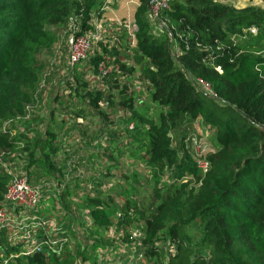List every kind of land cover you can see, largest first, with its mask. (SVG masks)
Returning <instances> with one entry per match:
<instances>
[{"label": "trees", "instance_id": "1", "mask_svg": "<svg viewBox=\"0 0 264 264\" xmlns=\"http://www.w3.org/2000/svg\"><path fill=\"white\" fill-rule=\"evenodd\" d=\"M104 1L0 0V201L11 181L8 164L21 153L28 156L29 166L35 161L29 133L12 126L17 117L25 115L33 100L31 91L42 81L36 57L40 49L51 48L57 41L51 25L74 17L81 33L91 31L93 20L104 13ZM167 2L168 7L159 12L158 18L166 25L158 35L151 21L154 1L139 0L134 18L135 46L130 44L127 29L117 35L114 44L97 41L84 61L101 75L100 85L90 88L84 75L78 74L74 90L104 118L102 102L130 115L126 120L129 154L144 161L156 176L170 169L168 185L161 182L167 195H161V185L156 189L161 203L149 216L135 201L127 200L121 215L112 218L115 196L110 200L102 196L97 190L103 183L100 178H84L89 182L85 190L69 188L65 164L59 166L49 156L58 152V146L51 141L54 134L47 132L50 152L45 165L53 175L42 184L47 192L40 208H50L51 203L69 211L73 208L70 199L82 198L90 210L91 226L102 234L100 242L107 246H126V229L143 227L140 249L122 264H138L140 253L141 260L150 258L152 264H264V11L238 10L218 0ZM123 50L139 53L147 64L143 76L150 99L163 109L158 121L135 108L141 96L136 64L125 61ZM102 62L112 71L110 81L105 77L109 72L100 73ZM186 117L202 119L215 129V154L196 155L191 138L183 142L182 148L187 147L181 157L171 147V131ZM111 138L116 139L115 133ZM202 161L208 162L206 171L200 167ZM25 173L29 181L39 184L30 178L31 173ZM71 181L79 183L80 176ZM88 187L96 193L91 194ZM170 217L173 222L167 225ZM194 221L202 233L196 244L188 233ZM112 227L115 234H122L119 240L114 235L105 236ZM19 250L9 242L7 232H0V259L2 254L6 257ZM11 264H75V258L68 244L61 256L37 252L22 255Z\"/></svg>", "mask_w": 264, "mask_h": 264}, {"label": "rangeland", "instance_id": "2", "mask_svg": "<svg viewBox=\"0 0 264 264\" xmlns=\"http://www.w3.org/2000/svg\"><path fill=\"white\" fill-rule=\"evenodd\" d=\"M218 2L232 5L238 10L264 11V0H218ZM151 21L156 33L161 35L162 26L154 17L151 18ZM72 24V20L69 18L63 24L51 25L57 35V41L51 48L40 49L37 53L35 67L41 74L42 81L31 91L33 100L27 104L25 115L17 117L15 125L12 126L18 131L27 130L29 133L35 161L29 166L28 156L21 153V155L23 154L21 158L16 157L11 162L13 171H28L31 173L30 178L34 181L39 180L40 185L48 180L46 178L53 175V172L47 171L45 165L46 155L50 152L48 146L50 138L47 132H51L54 134L51 141L58 146V152L50 153L49 156L57 165L65 164L63 165L65 166L64 172L71 190L76 191V186L85 190L89 183L85 180L89 178L93 180L92 177L97 176L98 179L100 178V182L103 181L101 187L97 186L99 188L97 190L102 192V196L106 200H110V196H115L110 208L112 218L117 219L121 215L122 206L127 200L135 201L149 216L161 203L156 189L161 185V195H167L168 190L162 186L161 182H166L168 185L170 169L161 173L160 176H156L152 168L144 161L129 154L131 144L126 137V120L130 118V115L126 111L116 106L108 107L102 102L101 109L106 113L104 118L90 106L89 101H85L74 93L78 74L84 75V79L90 83V88H97L102 77L99 73L89 69L86 61L74 65L71 63L69 38L72 33ZM78 28L80 29V25ZM104 36L102 35L103 38H105ZM111 38V44H114L116 38L113 36ZM97 41H93V50L97 46ZM124 42L125 39H123V44ZM175 49L173 51L177 50ZM122 57L129 64H136L135 76L138 80L135 84L140 86L137 92L141 94V99L139 98L135 102L136 110L140 114L158 121L163 109L150 99L148 83L143 76L144 69L147 67L145 60L140 59L139 53H132V51L126 54L123 50ZM111 72L109 71L105 76L109 79L108 81L112 80ZM123 81L124 79L121 83ZM72 84L74 87L71 86ZM132 124H129L130 128ZM114 133L115 140L111 138ZM190 138L194 142L192 149L196 155L209 157L218 150L215 129L205 124L202 119L192 121L186 117L178 127L171 131V147L178 151L179 157H181L184 147H187L185 145L182 148L183 142H188ZM6 170L8 169L6 168ZM105 174H108L107 177H104ZM76 176H80L79 183L71 181ZM84 178L86 179L83 180ZM62 184L64 185V183ZM89 187L91 194L96 193V189L90 190ZM81 193L83 192H80V195ZM70 200L73 204L72 207L79 208V212L83 213L84 220H87L88 212L86 210L88 207L83 204L84 200L78 196ZM172 222L171 217L166 220L167 225ZM89 232L91 239L101 241V233L93 229H90ZM114 232L115 228L112 227L105 231V236L114 235L116 240H119L122 234L116 232V235ZM188 233L193 236L194 244H196L202 235L200 225L195 221L190 223ZM143 235V227L132 225L131 229H126V246L119 245V243L114 244L112 255L117 257L120 253L126 256V260H131L136 255V251L140 249L138 243ZM129 244H131L130 247ZM75 251L77 252V250ZM79 256L83 257L82 253ZM119 259L121 260V258ZM137 262L138 264H152V259L141 260L139 258Z\"/></svg>", "mask_w": 264, "mask_h": 264}, {"label": "built area", "instance_id": "3", "mask_svg": "<svg viewBox=\"0 0 264 264\" xmlns=\"http://www.w3.org/2000/svg\"><path fill=\"white\" fill-rule=\"evenodd\" d=\"M119 0H105L102 10L112 9ZM151 10L155 19H158L161 26H165L166 22L160 20L159 12L162 7H168L167 0H153ZM103 16V15H102ZM96 17L93 20L94 29L86 33H81L79 25L75 22V18L71 17L72 28L69 38L70 46V61L77 64L84 61L90 56L93 50V41H106L107 37L103 38L107 28L104 26L102 17ZM115 28L119 31L122 28L128 30L131 36V46H135V31L137 27L134 23H125L122 20L115 22ZM253 32L256 30L253 29ZM99 70L101 74H106L111 69L107 67L105 62L100 63ZM204 83V81H202ZM207 88L209 85L204 84ZM200 167L206 171L208 162L202 161ZM11 174V181L8 186L5 198L0 201V232H7L9 242L18 247L20 250L17 253H11L8 256L2 254L0 264H11L16 258L22 255H31L37 252H42L46 255L61 256L64 246L68 245L70 238L64 232V228L59 221L53 216H45L39 214L40 201L44 191L42 184H36L29 181L27 174L23 172L13 171L12 163L6 167ZM66 231V230H65ZM140 253L138 258H142ZM102 264H122L120 260L104 259Z\"/></svg>", "mask_w": 264, "mask_h": 264}, {"label": "crops", "instance_id": "4", "mask_svg": "<svg viewBox=\"0 0 264 264\" xmlns=\"http://www.w3.org/2000/svg\"><path fill=\"white\" fill-rule=\"evenodd\" d=\"M139 4V0H119L112 9L106 10L103 13L102 21L107 28L104 37H107V42L111 43L112 36L116 38L118 34L123 33L125 30V28H122L117 31L115 22L118 20H122L127 24L133 22ZM53 195V193L49 192V196L52 199L54 198ZM48 205L50 208H47V205H43L39 213L55 217L62 225L64 232L67 233L70 238L69 250L74 254L75 264H102L105 262L104 259L120 260L119 258H121L120 261L125 263L126 256L123 254L119 253L117 257L115 256L116 258L112 255V244L107 246V244H102V242L98 240L91 239L89 230L93 229L96 231V228L91 226L92 218L89 214L86 215L87 220H84L83 213L79 212L80 209L77 207L73 206V208L68 211L62 206L56 207L51 205V203H48ZM89 211L88 208L86 212L89 213ZM75 250H77L78 254ZM80 253H82L83 257L79 256Z\"/></svg>", "mask_w": 264, "mask_h": 264}, {"label": "water", "instance_id": "5", "mask_svg": "<svg viewBox=\"0 0 264 264\" xmlns=\"http://www.w3.org/2000/svg\"><path fill=\"white\" fill-rule=\"evenodd\" d=\"M149 5H151V3H149Z\"/></svg>", "mask_w": 264, "mask_h": 264}]
</instances>
